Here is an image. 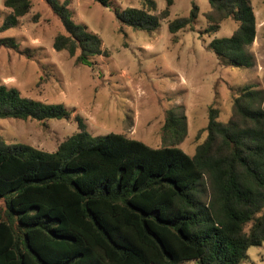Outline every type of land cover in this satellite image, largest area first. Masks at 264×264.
<instances>
[{"label": "trees", "instance_id": "trees-1", "mask_svg": "<svg viewBox=\"0 0 264 264\" xmlns=\"http://www.w3.org/2000/svg\"><path fill=\"white\" fill-rule=\"evenodd\" d=\"M64 32L53 47L84 65L108 55L102 38L76 23L67 1L45 0ZM109 6L111 0H93ZM213 34L232 18L229 37L208 45L222 63L252 67L248 50L257 35L252 0H208ZM155 0L115 9L120 23L152 32L170 14ZM11 12L0 32L18 24L31 0H4ZM199 7L168 24L176 33L193 27ZM0 45L18 48L12 38ZM211 105L206 138L193 155L177 144L187 134L186 116L167 111L163 134L170 144L153 147L123 133L93 136L79 131L55 151L10 144L0 137V264H241L251 246L264 245V91L248 84L233 96L226 123ZM70 115L63 103L24 96L0 83V118L37 120Z\"/></svg>", "mask_w": 264, "mask_h": 264}, {"label": "rangeland", "instance_id": "rangeland-1", "mask_svg": "<svg viewBox=\"0 0 264 264\" xmlns=\"http://www.w3.org/2000/svg\"><path fill=\"white\" fill-rule=\"evenodd\" d=\"M28 13L18 24L0 32L18 48L0 45V83L17 87L22 95L46 103H63L68 118L37 120L0 118V137L10 144H31L55 151L68 136L79 131V119L93 136L109 132L160 147L171 143L164 136L167 111L186 116L187 134L177 145L193 155L207 135L208 109H219L218 120L226 123L232 113L233 96L252 84L264 91V0H252L257 35L248 50L255 56L252 67L222 63L208 49L216 37H229L239 23L227 18L213 34L206 13L208 0H172L170 14L152 32L120 23L115 9L141 7L143 0H111L103 6L93 0L67 1L76 23L97 33L108 55L92 57L93 66L77 62L66 50L53 47L64 32L60 18L45 0H31ZM157 12L168 0H155ZM193 3L199 7L193 27L171 33L168 24L189 15ZM11 9L0 0V24ZM180 264H198L184 261ZM241 264H264V245L251 246Z\"/></svg>", "mask_w": 264, "mask_h": 264}]
</instances>
